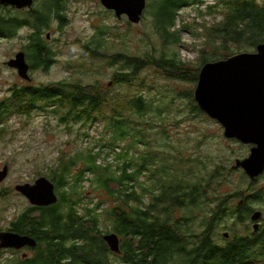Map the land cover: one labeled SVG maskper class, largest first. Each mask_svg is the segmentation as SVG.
Masks as SVG:
<instances>
[{
  "label": "trees",
  "instance_id": "16d2710c",
  "mask_svg": "<svg viewBox=\"0 0 264 264\" xmlns=\"http://www.w3.org/2000/svg\"><path fill=\"white\" fill-rule=\"evenodd\" d=\"M203 1L163 0L158 6L159 12H153L159 35L167 43H178L180 31L171 32L178 12L192 5L199 6ZM221 3L217 11L212 8L210 12L220 14L222 20L214 29L210 28L207 36L221 51L210 52L204 64L227 59L248 50L246 47L256 51L264 44V0H221ZM60 6V0H55L46 7L50 17L42 6L23 17L15 10L0 13V41L13 37L19 28H32L26 48L31 61L30 65L27 63L32 70H48L55 61L54 52L47 45L48 38L42 35L54 14L51 8H57L54 18L62 24L64 9ZM99 33L92 41L94 46L86 45L85 49L93 55L99 53L96 57H106L103 48L108 41ZM108 59L111 67L120 65L109 85L125 87L123 98H113V105L107 94L109 85L105 89L98 82L79 81L15 84L9 96L0 100V126L14 114L40 111L54 114L67 128L73 123L90 127L97 125L99 116L102 120L105 110L111 108L105 121L106 133L110 135L104 144L96 143L71 158L60 159L51 171L49 179L60 193L57 204L49 208L34 207L12 223L19 231L30 230L40 242L35 258L20 264L264 262V230L259 236L246 238L250 233L236 236L235 232L228 240L218 236L220 227L227 226L230 219H235V223L228 227L235 229L247 214V206L260 202L262 194L248 190L246 197L237 200L236 195L218 196L215 192L220 177L218 170L204 171L203 160L196 157L192 162H200L198 170L186 171L180 156H172L167 150L160 152L163 147H172L167 142L173 136L169 130L171 100L165 95L150 97L154 86L146 78L138 81L139 76L147 66H154L170 77L197 85L200 68H190L175 51L148 52L142 56L117 52ZM132 88L137 93L131 94ZM179 97L188 100L189 113L204 114L192 93L181 91ZM125 141L128 145L121 146ZM85 182L96 192H104L113 203L107 214L102 213V202L91 201L93 206L80 208L75 194ZM209 194L213 196L212 207H209ZM238 200L243 203H234ZM177 211H183L184 215L177 218ZM101 220L111 228L109 231L104 232L100 227ZM196 224L200 231L196 230ZM110 234L119 236L120 253L112 251L104 240Z\"/></svg>",
  "mask_w": 264,
  "mask_h": 264
},
{
  "label": "rangeland",
  "instance_id": "374dc122",
  "mask_svg": "<svg viewBox=\"0 0 264 264\" xmlns=\"http://www.w3.org/2000/svg\"><path fill=\"white\" fill-rule=\"evenodd\" d=\"M61 1L60 7L63 5L64 9L62 24L54 18L58 11L57 8H51L55 11L42 35L43 37L50 35L47 45L54 52L55 61L48 70L30 69L29 74L32 81L23 80L15 69H11L6 64L15 58L17 53L26 52L33 32L32 28L29 26L19 28L13 37L0 41V100L9 96L10 89L15 84L49 85L60 81H79L98 82L101 87L105 88L112 82L113 73L120 70V65L111 67L108 59V56L117 52L142 56L148 52L160 54L175 51L179 53L183 61L189 63L190 68L201 70L205 63L204 58L210 52L221 51L207 38L210 28L214 29L218 26L217 22L222 20L220 14L212 15L210 12L212 8L215 10L217 6L222 5L221 0H204L202 4L200 3L199 9L194 5L180 10L175 26L171 28L173 33L180 31V41L172 44L167 43L155 27L153 12L155 14L159 12L158 6L163 0H147V13L136 25L131 24L125 16L118 19L113 12L101 5L100 0ZM54 2L55 0H35L31 9L20 10L19 16L28 15L29 12H34L42 6L43 11L47 12L50 17V10L46 7ZM150 5L152 6L149 7ZM101 32L108 41L103 48L106 57H96L99 53L93 55L89 49L88 51L85 49L86 45L94 46L92 41ZM216 41L219 42V39ZM246 49L248 50L240 53L255 51L248 47ZM27 61L30 64L31 61L28 58ZM144 78L154 86L150 97L163 98L165 95L171 100L172 110L170 109L169 113L172 119L169 121V130L173 136L167 142H170L172 147H163L160 152L167 150L172 156H180L184 161L186 171L193 168L198 170L200 162H192V158L195 160L196 157L205 162H202L204 171L218 170L220 177L218 186L215 187L218 196L236 195L237 200L241 196H246L248 190L260 192L262 199L254 205V210L264 212V174L259 177L258 181L253 182L243 170L234 168L236 160L247 158L253 146L225 138L224 128L205 113L195 116L189 113L188 100L179 96L181 91L183 94H194L196 84L170 77L162 69L154 66H147L140 74L138 81ZM109 88L107 94L110 100L117 96L119 99L123 98L125 87L115 84ZM135 93L137 89L132 88L131 94ZM113 103L112 100V105ZM110 112L111 108H107L103 119L101 120L99 116L100 122L90 127L73 123L70 128H67L54 114L40 113V111L30 115L14 114L0 126L2 128L0 131V172L6 165L9 168L7 177L0 182V229L9 228L10 224L14 223L30 205L28 200L15 190V187L26 183L33 184L40 177L49 179L51 171L60 159L71 158L96 143L103 145L104 140L110 135L109 132L106 133L105 126L107 114ZM88 137L92 139L89 140ZM127 145V141L121 143V146ZM188 162L192 163L188 164ZM56 192L60 197L57 189ZM75 197L80 201L81 209L93 206L90 204L91 201L103 203L102 213L107 214V210L113 207V203L104 192H96L90 185L88 187L87 182L77 190ZM212 199V194H209V207L213 206ZM234 203L240 202L238 200ZM183 215V211L176 212L177 218ZM232 223H235V219H230L226 223L227 226L220 227L218 236L221 240L225 238L224 233H229L230 239L234 237L235 232L236 236H242L246 230L249 233L250 219L246 220L244 226L240 223L236 224L233 230L228 227ZM100 227L104 232L111 229L102 220ZM196 227V230L200 231L197 224ZM223 243L224 241H221V244ZM15 258L17 257L12 253H2L0 264H13L12 260ZM112 258L114 257L111 256ZM253 264H264V262L259 260Z\"/></svg>",
  "mask_w": 264,
  "mask_h": 264
},
{
  "label": "water",
  "instance_id": "95a60500",
  "mask_svg": "<svg viewBox=\"0 0 264 264\" xmlns=\"http://www.w3.org/2000/svg\"><path fill=\"white\" fill-rule=\"evenodd\" d=\"M100 2L107 10L114 11L117 18L126 16L134 25L141 22L147 6V0ZM33 3L34 0H0V5L17 8H31ZM6 64L16 69L22 79L31 80L30 66L24 52L17 53ZM193 96L200 110L224 128L225 138L253 146L247 158L236 160L234 168H241L250 180L264 174V44L259 45L255 52L239 53L204 64ZM8 171V166H4L0 172V182L7 177ZM15 190L34 206L47 207L57 204L59 200L54 183L46 177H40L33 184L17 185ZM260 217L261 213L258 212L252 218L256 221ZM224 236L229 237L228 234ZM104 240L112 251L120 253L118 235H106ZM35 244L29 237L0 234V248H21Z\"/></svg>",
  "mask_w": 264,
  "mask_h": 264
},
{
  "label": "flooded vegetation",
  "instance_id": "af4514ba",
  "mask_svg": "<svg viewBox=\"0 0 264 264\" xmlns=\"http://www.w3.org/2000/svg\"><path fill=\"white\" fill-rule=\"evenodd\" d=\"M34 2H35V0H34ZM60 2H61V4H62V1L60 0ZM33 5H34V3H33ZM192 6H194V5H192ZM197 6V5H196ZM190 7V6H189ZM147 6H146V9L144 10V12H143V15L145 16L146 15V13H147ZM186 8H188V7H186ZM0 12H7V11H20V10H26V9H31V8H17L16 6H4V5H0ZM109 11V10H108ZM111 12H113L114 13V11H111ZM115 14V13H114ZM142 15V17H144ZM124 16H122V18H123ZM126 17V16H125ZM121 18V19H122ZM127 18V17H126ZM119 19V18H118ZM128 19V18H127ZM142 20V19H141ZM49 35V34H48ZM50 36V35H49ZM47 38H48V36H47ZM50 38V37H49ZM48 38V39H49ZM4 40V39H3ZM26 51V50H25ZM21 52H23V51H21ZM25 54H26V56H25V58H26V61H27V51L26 52H24ZM28 62V61H27ZM30 65V64H29ZM30 69H31V66H30ZM16 70V69H15ZM17 71V70H16ZM29 72H30V70H29ZM17 74H18V71H17ZM19 75V74H18ZM30 75V74H29ZM31 77V76H30ZM24 80V79H23ZM31 81V80H30ZM241 169V168H240ZM242 170V169H241ZM260 177V176H259ZM259 177L258 178H256V179H254V180H251V181H258V179H259ZM55 191H56V187H55ZM77 193V192H76ZM56 194H57V192H56ZM57 196H58V194H57ZM23 197H25L24 195H23ZM246 197V196H245ZM26 198V197H25ZM58 198H59V196H58ZM27 199V198H26ZM28 200V199H27ZM28 202L30 203V201L28 200ZM261 202V201H260ZM243 203V200H241L240 201V203H239V205L240 204H242ZM249 203V202H248ZM248 203H247V205H248ZM259 203V202H258ZM258 203H255V204H258ZM255 204H253L252 206L251 205H248L247 207H248V212H247V214L244 216V219H242L239 223H240V225H242V226H244L245 224H246V220L247 219H250V221H251V228L249 227L248 229H249V233L250 234H247L246 236H244V238H246L247 236H251V235H254V234H256V235H260V233H262V231L264 230V212L263 211H260V210H254V205ZM51 206H54V205H51ZM51 206H47V207H40V208H49V207H51ZM34 207H39V206H34V205H32L31 203H30V205H29V207H27L26 209V211H24L22 214H20L18 217H17V219H16V221L18 220V218L21 216V215H23L24 213H27L29 210H31V209H33ZM261 213V217L258 219V220H256V221H254L253 220V216H254V214L255 213ZM35 214V213H34ZM250 226V225H249ZM240 228V227H239ZM256 228V229H255ZM246 232H247V230H246ZM4 233H6V234H12V235H19V236H21V237H29V238H31V239H33L35 242H36V244L34 245V246H30V245H26V246H24V247H21V248H6V247H3V248H0V255H2V253H12V254H14V256L15 257H17V258H15V260H12V262H13V264H20V263H23V262H25V261H28V260H33L34 258H35V256H36V254H37V248L38 247H40V242H39V239L33 234V233H31L30 232V230H27L26 228L25 229H23L22 231H19V230H17V229H15L14 227H12V224H10V227L9 228H6V229H0V234H4ZM224 234H228L229 236H230V234L229 233H224ZM224 234H223V236H224ZM225 237V236H224ZM229 239H230V237H228ZM228 238H224V239H227L228 240ZM3 251V252H2ZM19 256V257H18Z\"/></svg>",
  "mask_w": 264,
  "mask_h": 264
},
{
  "label": "built area",
  "instance_id": "2783aa9c",
  "mask_svg": "<svg viewBox=\"0 0 264 264\" xmlns=\"http://www.w3.org/2000/svg\"><path fill=\"white\" fill-rule=\"evenodd\" d=\"M200 6H201V5L197 6V9H199V8H200ZM184 9H185V8H184Z\"/></svg>",
  "mask_w": 264,
  "mask_h": 264
},
{
  "label": "bare ground",
  "instance_id": "6f19581e",
  "mask_svg": "<svg viewBox=\"0 0 264 264\" xmlns=\"http://www.w3.org/2000/svg\"><path fill=\"white\" fill-rule=\"evenodd\" d=\"M12 69V68H11Z\"/></svg>",
  "mask_w": 264,
  "mask_h": 264
}]
</instances>
